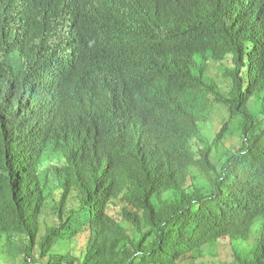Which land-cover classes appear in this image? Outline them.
<instances>
[{"label": "trees", "instance_id": "16d2710c", "mask_svg": "<svg viewBox=\"0 0 264 264\" xmlns=\"http://www.w3.org/2000/svg\"><path fill=\"white\" fill-rule=\"evenodd\" d=\"M223 240L264 264V0H0V264Z\"/></svg>", "mask_w": 264, "mask_h": 264}, {"label": "rangeland", "instance_id": "374dc122", "mask_svg": "<svg viewBox=\"0 0 264 264\" xmlns=\"http://www.w3.org/2000/svg\"><path fill=\"white\" fill-rule=\"evenodd\" d=\"M253 108V105L252 107ZM215 128L217 131H219L223 124L225 123V116L221 115L220 113L217 112V114H213L211 116ZM214 128V129H215ZM240 140V134L235 133L233 138H229L226 142L228 146H232V144L235 141ZM257 235V226H254V232H253V237ZM85 242L86 239L83 237H80L79 240L73 245L72 249V254L74 255H80L82 250L85 247ZM213 249H208L206 252V257L204 256L203 258H199L198 260L195 261H186L185 263L182 264H199L200 262H206L207 264H212V263H221V264H235V250L233 245L228 241V240H223L221 242H218L214 244ZM57 248H60L57 246ZM61 253H64L66 249H59ZM31 262V261H29ZM11 264V263H8Z\"/></svg>", "mask_w": 264, "mask_h": 264}]
</instances>
